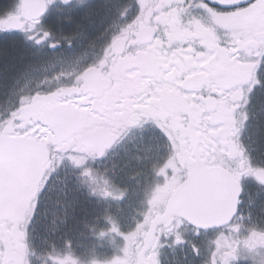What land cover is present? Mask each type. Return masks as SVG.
Returning a JSON list of instances; mask_svg holds the SVG:
<instances>
[{
    "label": "snow or ice",
    "instance_id": "1",
    "mask_svg": "<svg viewBox=\"0 0 264 264\" xmlns=\"http://www.w3.org/2000/svg\"><path fill=\"white\" fill-rule=\"evenodd\" d=\"M7 19L0 12V61L21 67L0 90V264L44 254L81 264L73 248L85 231L123 245L147 228L127 209L154 181L182 185L189 215L162 234L174 247L186 227L210 230L190 215L221 200L228 223L243 220L246 195H264V159L245 142L264 119V0H52L38 23ZM85 28L93 54L65 71L55 54L73 49L69 34L83 43ZM57 243L64 255H53Z\"/></svg>",
    "mask_w": 264,
    "mask_h": 264
},
{
    "label": "flooded vegetation",
    "instance_id": "2",
    "mask_svg": "<svg viewBox=\"0 0 264 264\" xmlns=\"http://www.w3.org/2000/svg\"><path fill=\"white\" fill-rule=\"evenodd\" d=\"M51 3L52 0H20L19 4L13 7L12 0H0V12L7 13L8 19L6 22L9 25L14 26L20 16L26 17L28 21L38 23L41 13L44 12ZM43 27L48 28L49 26L43 25ZM82 32L83 43H81L80 39H76L77 34H69L67 38L75 40L73 49L70 50L65 45L61 53L55 54L56 56L63 55L66 57L63 62L65 71H77L81 60L93 54V50L89 46L92 37L87 32L86 28L83 29ZM12 63L14 62L0 61V90L10 83L11 77L20 69V67L14 69L15 66H12ZM57 63H59V60ZM255 157L259 158L258 156ZM131 174L135 173L129 172L128 176ZM137 178L138 177H136V179ZM167 182H171V179H167L163 184ZM173 183L171 191L168 193L165 189L163 190V188H160L162 185L158 183L159 186L157 184L155 185L157 192L154 193V196L151 197L149 193L142 194L141 198L137 200V203L141 205L139 212L145 215V225H147V228L145 229L144 225L138 226L136 231L127 235L123 245L120 244L119 252L104 254L108 257L113 255L111 258L115 259L117 264H155L158 249L159 264H165L163 258L164 251L174 247H158V244L162 241L163 233L161 232H166L163 235H167L170 231V227L166 225L167 218H173L174 214L185 215L184 212L181 211L183 204L181 205L178 202L170 204L171 197L181 186L174 180ZM260 203L262 207L256 211V214L252 215L250 219L251 222H249V216H247L249 211H244L242 209L243 220L237 218L233 220L232 224L224 228L210 229L208 232L202 231L201 235L190 244H188V237L194 236L192 233L195 229L186 227L184 232L186 234L185 240L187 243L175 246L178 248L182 264H201L203 255L212 248L215 250L214 255H216V260H218V262L222 259L228 264H235L238 263V261L240 264H264V201L261 200ZM170 224L173 225L172 221ZM163 226L164 228L160 230L157 235L156 231ZM245 226L252 227L248 231L238 228ZM14 232L15 229L10 230V235H14ZM87 233L89 232L85 231L84 235L87 236ZM192 245L196 246L195 250ZM202 248H204V252H199ZM121 251H123L122 256L118 255ZM55 252L59 253L60 249L56 247ZM55 252L53 251V255H58L55 254ZM65 252L60 253V255H64ZM13 254L15 255V252ZM80 254L82 253H76V255L81 258ZM96 255L98 254H88L82 261L84 264H88V260ZM69 258H72L71 256L67 257L70 262L71 260ZM41 264H47L46 254L42 255Z\"/></svg>",
    "mask_w": 264,
    "mask_h": 264
},
{
    "label": "rangeland",
    "instance_id": "3",
    "mask_svg": "<svg viewBox=\"0 0 264 264\" xmlns=\"http://www.w3.org/2000/svg\"><path fill=\"white\" fill-rule=\"evenodd\" d=\"M17 61L18 60L12 61V62H14V63H12V66H15L14 69L17 67H21V62L20 61L17 62ZM258 98H259V93H257V98L254 99L253 103H257ZM245 142L251 150L255 151L253 153V156L259 157V158L255 157V158H257L256 160L264 159V157H262V155H261V153L264 152V119H261L259 124H257L256 121H253L248 132L245 134ZM138 179L139 178L136 179L135 174L129 175L128 180H127L128 187L130 189L136 188ZM158 183L159 182L154 181L151 184H147L144 187L142 194H144V193L148 194L149 193L151 195V197L154 196V193L157 192L156 191L157 188H155V185L156 184L158 185ZM172 183H173L172 179H171V182H169V183L168 182L165 184L160 183L162 185L160 188H163V190L165 189V191L168 193L171 191ZM255 190L252 189L251 192L246 195L245 207L243 208L244 211H249V213H251V217H252V215L256 214V211L258 209H260L262 207L261 203H260L261 200L264 201V195H262L260 193V190L259 189H255ZM248 201L252 202L251 207L248 206ZM140 209H141V205L137 203V200H134L132 202L131 206L127 209V211L129 213H137L140 211ZM263 211H264V208H263ZM247 216H249V214ZM155 219H157V218H155ZM172 219L173 218H171V219L167 218V220H166V223H167L166 225H168L170 227V230L174 227L173 225L170 224ZM249 222H251V220ZM251 227L252 226H245V227H242V229H245L246 231H248ZM163 228H164V226L162 228H160L158 231H156V234L158 235L160 230H162ZM161 233L165 234L166 232H161ZM197 237L198 236H196V235L188 237V244H190L191 242H194ZM161 242H162V245L164 247H174V246H171L170 241L163 240V238H162ZM49 243H51V242H49ZM120 244L121 243L118 242L112 236H106L105 238H97V237L91 235V233L89 232V233H87V236H85L83 234L80 237H78L77 241H75V243H74L73 251L77 254H78V252L82 253V254H80L81 255V264H84V262L82 260L85 259V257H87L88 254H99V253H108L109 254L110 252H119ZM163 246H160V247L163 248ZM56 247L58 249H60V252L58 253V252H55V250H54L55 254L60 255V253L66 251L58 243H57ZM203 249L204 248H202L199 252H204ZM214 253H215L214 248H212L209 251H206V253L203 255L201 264H228L227 262H225L222 259L220 262H218V260H216V255H214ZM163 258H164L165 264H182V260H181V257H179V251H178L177 247H174L171 249H166L164 251V257ZM228 261H230V260H228ZM235 264H240V262L238 261V263H235Z\"/></svg>",
    "mask_w": 264,
    "mask_h": 264
},
{
    "label": "water",
    "instance_id": "4",
    "mask_svg": "<svg viewBox=\"0 0 264 264\" xmlns=\"http://www.w3.org/2000/svg\"><path fill=\"white\" fill-rule=\"evenodd\" d=\"M182 185L177 189L175 194L171 197L170 204L174 202H178L179 204L184 203L182 200L178 198V192ZM234 199V198H233ZM187 216L188 213L184 212ZM231 218V212L227 210V206L221 200H217L215 203V210L212 212H201V213H194L189 216V219L193 221V223L199 224L202 227H206L209 229H215L213 226L215 225H222V227H226L227 225L231 224L228 223L229 219ZM219 227V228H222Z\"/></svg>",
    "mask_w": 264,
    "mask_h": 264
}]
</instances>
